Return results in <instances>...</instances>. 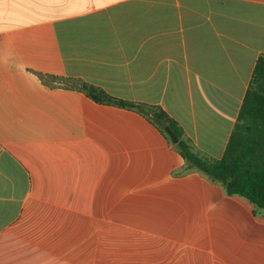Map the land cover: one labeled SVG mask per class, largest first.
<instances>
[{"label": "crops", "instance_id": "0c3cea01", "mask_svg": "<svg viewBox=\"0 0 264 264\" xmlns=\"http://www.w3.org/2000/svg\"><path fill=\"white\" fill-rule=\"evenodd\" d=\"M262 56L264 0H0V264H264L176 147L224 158Z\"/></svg>", "mask_w": 264, "mask_h": 264}, {"label": "trees", "instance_id": "16d2710c", "mask_svg": "<svg viewBox=\"0 0 264 264\" xmlns=\"http://www.w3.org/2000/svg\"><path fill=\"white\" fill-rule=\"evenodd\" d=\"M40 77L48 81L45 75L40 74ZM80 88L97 102L144 108L110 97L95 87L82 85ZM157 117L164 126L171 127L178 138L181 137L174 123L163 113H157ZM176 147L193 167L221 182L229 196L245 198L255 210L264 209V56L259 58L255 66L237 129L224 158L220 162H206L192 152L184 141H180Z\"/></svg>", "mask_w": 264, "mask_h": 264}, {"label": "water", "instance_id": "95a60500", "mask_svg": "<svg viewBox=\"0 0 264 264\" xmlns=\"http://www.w3.org/2000/svg\"><path fill=\"white\" fill-rule=\"evenodd\" d=\"M165 131L170 136V138L172 139V141L174 143H178L179 142V138L177 137V135L175 134V132L171 129V127L167 126L165 128Z\"/></svg>", "mask_w": 264, "mask_h": 264}]
</instances>
